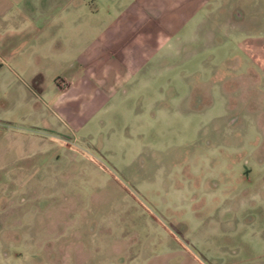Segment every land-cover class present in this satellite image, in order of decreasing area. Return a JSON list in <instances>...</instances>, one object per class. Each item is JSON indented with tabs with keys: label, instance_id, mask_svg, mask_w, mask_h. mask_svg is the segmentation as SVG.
Returning a JSON list of instances; mask_svg holds the SVG:
<instances>
[{
	"label": "rangeland",
	"instance_id": "obj_1",
	"mask_svg": "<svg viewBox=\"0 0 264 264\" xmlns=\"http://www.w3.org/2000/svg\"><path fill=\"white\" fill-rule=\"evenodd\" d=\"M168 26L76 93L0 60V264H264V0Z\"/></svg>",
	"mask_w": 264,
	"mask_h": 264
},
{
	"label": "crops",
	"instance_id": "obj_2",
	"mask_svg": "<svg viewBox=\"0 0 264 264\" xmlns=\"http://www.w3.org/2000/svg\"><path fill=\"white\" fill-rule=\"evenodd\" d=\"M207 2L0 0V60L12 61L16 69H22L26 60L70 64L69 81L57 86L61 95L70 89L79 92L84 76L93 79L100 73L112 84L132 65L130 55L139 45L162 37L165 25L179 32ZM42 69L31 70L34 81L45 78ZM33 91L46 93L47 88L34 85Z\"/></svg>",
	"mask_w": 264,
	"mask_h": 264
}]
</instances>
